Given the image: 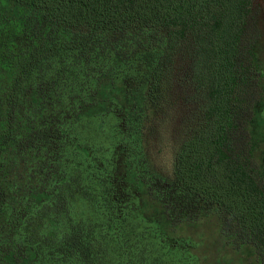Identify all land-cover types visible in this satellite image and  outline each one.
Instances as JSON below:
<instances>
[{"label": "trees", "instance_id": "1", "mask_svg": "<svg viewBox=\"0 0 264 264\" xmlns=\"http://www.w3.org/2000/svg\"><path fill=\"white\" fill-rule=\"evenodd\" d=\"M252 1L0 0V264H171L119 199L107 109L132 80L156 97L184 48L203 112L165 197L229 211L264 251V187L237 101L255 75L240 56Z\"/></svg>", "mask_w": 264, "mask_h": 264}, {"label": "rangeland", "instance_id": "2", "mask_svg": "<svg viewBox=\"0 0 264 264\" xmlns=\"http://www.w3.org/2000/svg\"><path fill=\"white\" fill-rule=\"evenodd\" d=\"M245 38L240 56L252 62L255 75L240 85L237 101L252 145L244 153L251 152L258 166L255 176L264 187V0L252 1ZM189 63L184 48L156 97L137 79L109 99L108 121L120 123L109 143L113 162L108 166L119 199L133 207L135 221L152 230L171 264H264V251L245 240L232 213L213 204L193 205L187 198L184 211L165 197L163 187L175 181L179 148L201 125L204 99L191 87ZM128 91L130 100L125 99Z\"/></svg>", "mask_w": 264, "mask_h": 264}]
</instances>
